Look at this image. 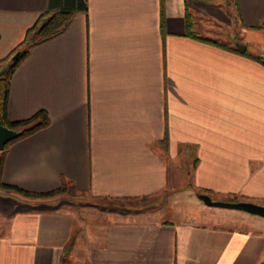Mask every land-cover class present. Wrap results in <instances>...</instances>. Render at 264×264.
Returning <instances> with one entry per match:
<instances>
[{
	"label": "crops",
	"instance_id": "1",
	"mask_svg": "<svg viewBox=\"0 0 264 264\" xmlns=\"http://www.w3.org/2000/svg\"><path fill=\"white\" fill-rule=\"evenodd\" d=\"M47 10L72 19L14 71L8 117L50 124L7 147L2 180L120 206L95 222L0 191V264L263 263L264 217L171 198L193 166L213 198L264 204V0H0V59ZM187 10L247 53L187 35Z\"/></svg>",
	"mask_w": 264,
	"mask_h": 264
},
{
	"label": "trees",
	"instance_id": "2",
	"mask_svg": "<svg viewBox=\"0 0 264 264\" xmlns=\"http://www.w3.org/2000/svg\"><path fill=\"white\" fill-rule=\"evenodd\" d=\"M72 19V13L67 10H47L43 13H41L37 20L34 22L33 25H31L25 34L24 39L4 58L0 59V67L5 65L6 63H9V66L5 70L3 74L0 75V121L3 123V125L19 130L20 134L7 142L5 144L4 149L0 150V190L5 191L8 193L21 195L27 198H49L56 195H74L77 193V190L67 180L64 178L61 181V184L52 190L48 191H32L27 190L22 187H19L14 184L3 182L2 180V170L4 165V160L6 156V150L7 147L24 137H27L36 131H38L41 128H44L50 124V118L48 115V112L44 109H40L36 111L32 116L24 119L19 120H11L8 117V100L10 95V86H11V77L18 67V65L26 58V56L29 53V49L31 46L42 42L44 40H47L56 34L63 31L69 22ZM186 19H187V35L203 40L205 42H210L213 44H217L220 46H227L223 43H219L216 40L201 35L199 32L195 31L193 28V18L190 13V11L187 10L186 12ZM228 48L233 49L234 51L241 52L243 54H246V51H243L237 47H229ZM20 51V54L18 58L13 61L12 56L17 52ZM256 58L264 63V59L261 56H256ZM163 142L166 143V136L165 139H163ZM197 192H206V193H213V190L206 189V188H198ZM196 192V193H197ZM246 200H251L249 198H245ZM231 201L237 200L236 196H233ZM261 264H264L261 263Z\"/></svg>",
	"mask_w": 264,
	"mask_h": 264
},
{
	"label": "rangeland",
	"instance_id": "3",
	"mask_svg": "<svg viewBox=\"0 0 264 264\" xmlns=\"http://www.w3.org/2000/svg\"><path fill=\"white\" fill-rule=\"evenodd\" d=\"M192 171H193V166L188 168L186 171H184L185 175V180L183 178V194L180 195L181 199H175V197L171 198L172 201H181V205L184 208V211L188 214H195V213H200V212H205L206 210H211L205 205H203V201L200 200L196 194L198 191V187H195L193 184L192 180ZM191 189L192 191L185 192L186 189ZM1 191V190H0ZM190 192V193H189ZM2 194V193H0ZM1 197V195H0ZM167 199L165 196H163V201ZM215 199H220V198H215ZM21 200V201H20ZM45 202L47 203L48 207H59V208H69L70 206L77 208L78 212L81 213L82 216H84L86 219L89 218V220H94L95 222L97 220H102L104 218L110 219V213L114 209H116L118 206H120L118 203L119 200H108V199H96L92 198L89 195L86 194H80V193H75L74 195H68V194H63V195H56L53 197L49 198H30L27 200V202L31 201L32 202ZM168 200V199H167ZM221 200H226V199H221ZM2 202V200L0 199ZM11 204H6L7 206L5 208L9 207H22V202L26 201L25 199L19 198L11 200ZM151 201V200H148ZM9 202V201H8ZM16 205V206H15ZM118 209V208H117ZM1 213V212H0Z\"/></svg>",
	"mask_w": 264,
	"mask_h": 264
},
{
	"label": "water",
	"instance_id": "4",
	"mask_svg": "<svg viewBox=\"0 0 264 264\" xmlns=\"http://www.w3.org/2000/svg\"><path fill=\"white\" fill-rule=\"evenodd\" d=\"M235 45L242 49L247 48V45L240 42L239 40L235 41ZM19 54L20 51H17L12 56V60L15 61L18 58ZM260 55L264 59V52H262ZM8 66L9 63H6L5 65L0 67V75L5 72ZM19 134H20L19 130L7 127L3 125V123L0 121V150L4 149L5 144L10 140L16 138ZM196 194L198 198L208 206L237 209L264 217L263 203L255 202L252 200H246V199L235 200V201L215 199L209 193L206 192H197Z\"/></svg>",
	"mask_w": 264,
	"mask_h": 264
}]
</instances>
